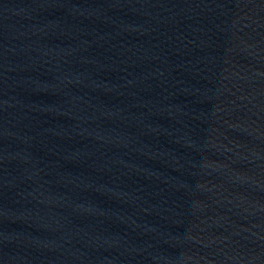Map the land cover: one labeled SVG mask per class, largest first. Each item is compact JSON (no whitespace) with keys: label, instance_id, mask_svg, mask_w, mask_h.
Listing matches in <instances>:
<instances>
[{"label":"water","instance_id":"water-1","mask_svg":"<svg viewBox=\"0 0 264 264\" xmlns=\"http://www.w3.org/2000/svg\"><path fill=\"white\" fill-rule=\"evenodd\" d=\"M0 264H264V0H0Z\"/></svg>","mask_w":264,"mask_h":264}]
</instances>
